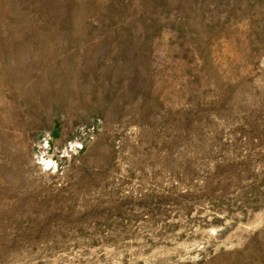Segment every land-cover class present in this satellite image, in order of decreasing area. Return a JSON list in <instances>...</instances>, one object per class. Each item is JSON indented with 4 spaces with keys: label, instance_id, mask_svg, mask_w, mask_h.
Here are the masks:
<instances>
[{
    "label": "rangeland",
    "instance_id": "374dc122",
    "mask_svg": "<svg viewBox=\"0 0 264 264\" xmlns=\"http://www.w3.org/2000/svg\"><path fill=\"white\" fill-rule=\"evenodd\" d=\"M0 264H264V0H0Z\"/></svg>",
    "mask_w": 264,
    "mask_h": 264
}]
</instances>
